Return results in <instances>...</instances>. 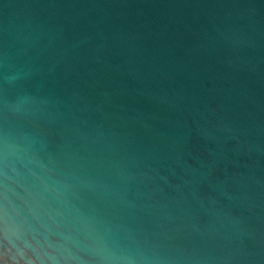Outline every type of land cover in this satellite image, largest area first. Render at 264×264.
<instances>
[{"label":"water","instance_id":"1","mask_svg":"<svg viewBox=\"0 0 264 264\" xmlns=\"http://www.w3.org/2000/svg\"><path fill=\"white\" fill-rule=\"evenodd\" d=\"M0 264H264V0H0Z\"/></svg>","mask_w":264,"mask_h":264}]
</instances>
